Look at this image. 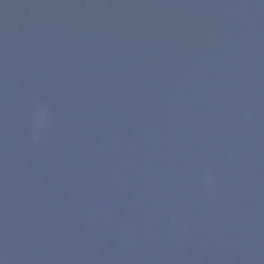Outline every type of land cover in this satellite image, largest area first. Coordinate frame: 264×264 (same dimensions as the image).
<instances>
[{"label": "water", "instance_id": "water-1", "mask_svg": "<svg viewBox=\"0 0 264 264\" xmlns=\"http://www.w3.org/2000/svg\"><path fill=\"white\" fill-rule=\"evenodd\" d=\"M0 264H264V0H0Z\"/></svg>", "mask_w": 264, "mask_h": 264}, {"label": "clouds", "instance_id": "clouds-1", "mask_svg": "<svg viewBox=\"0 0 264 264\" xmlns=\"http://www.w3.org/2000/svg\"><path fill=\"white\" fill-rule=\"evenodd\" d=\"M35 120H36L37 127H42L43 126V114L42 113L38 112L37 115H36Z\"/></svg>", "mask_w": 264, "mask_h": 264}]
</instances>
